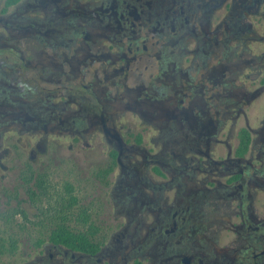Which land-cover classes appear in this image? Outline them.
Listing matches in <instances>:
<instances>
[{
	"label": "flooded vegetation",
	"instance_id": "obj_1",
	"mask_svg": "<svg viewBox=\"0 0 264 264\" xmlns=\"http://www.w3.org/2000/svg\"><path fill=\"white\" fill-rule=\"evenodd\" d=\"M67 147L108 198H59L70 238L0 220V264H264V0H0V163L34 199Z\"/></svg>",
	"mask_w": 264,
	"mask_h": 264
},
{
	"label": "rangeland",
	"instance_id": "obj_2",
	"mask_svg": "<svg viewBox=\"0 0 264 264\" xmlns=\"http://www.w3.org/2000/svg\"><path fill=\"white\" fill-rule=\"evenodd\" d=\"M30 155L29 152L14 148L0 163V195H12L9 207L5 203L0 204V220H3L0 222L5 228L3 239L6 247L10 239L29 240L27 230H46L57 224L59 198L65 196L67 183L75 186L79 200L77 208L88 206L95 210L108 198V191L99 187L95 179L106 158L105 149L67 147L52 149L46 156L40 157L33 166L43 179L45 189L38 192L34 199L27 198L24 190L26 185L22 184L23 177L27 175L23 164L30 161ZM15 208L23 209L26 217L14 211Z\"/></svg>",
	"mask_w": 264,
	"mask_h": 264
},
{
	"label": "trees",
	"instance_id": "obj_3",
	"mask_svg": "<svg viewBox=\"0 0 264 264\" xmlns=\"http://www.w3.org/2000/svg\"><path fill=\"white\" fill-rule=\"evenodd\" d=\"M33 176V175H31ZM42 184H43V179H42ZM41 186V184H40ZM65 196H64V200H65V204L63 206L64 210H69L71 211L74 207V205H76V203H78V197L75 195L74 193V187L70 184V183H67L65 185ZM89 209L88 206H85L82 208V212L80 213V217H79V220H84L86 222L87 220V217H86V213H87V210ZM58 222H57V225H60L61 227L58 229V230H55L54 233L57 235V234H62L68 238H70L72 232L71 230L67 229L64 227L65 224L68 223V220H70V216L69 214H67L66 212L63 211V213L60 215L58 214V218H57ZM16 249V246L15 245H12L10 247V250H15Z\"/></svg>",
	"mask_w": 264,
	"mask_h": 264
}]
</instances>
